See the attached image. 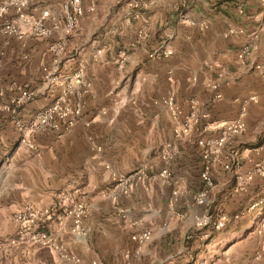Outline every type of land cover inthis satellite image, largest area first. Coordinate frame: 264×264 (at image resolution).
Returning <instances> with one entry per match:
<instances>
[{"label": "crops", "instance_id": "crops-1", "mask_svg": "<svg viewBox=\"0 0 264 264\" xmlns=\"http://www.w3.org/2000/svg\"><path fill=\"white\" fill-rule=\"evenodd\" d=\"M130 1L98 0L95 11L84 13L67 36L64 66L74 68L82 61L94 90L83 120L69 132L61 137L50 131L32 135L39 149L36 155L18 144L11 119L0 110V241L15 233L12 215L24 204L44 208L55 202L58 192L76 191L74 197L89 206L83 224L85 236L71 232L70 219L58 231L53 218L48 229L82 264H261L264 203L220 232L194 229L193 216L206 211L233 214L254 199L264 201V179H255L247 194L235 195L230 174L215 165L216 187L208 194L206 205L198 207L192 195L202 186V162L199 148L190 142L180 145L170 183L162 185L158 154L171 139L173 124L167 110L155 104L170 93L182 107L188 99H198L210 114L208 135L216 136L225 122L237 118L249 96H259L258 103L247 104L245 133L230 139L226 147L244 151V171L264 159V27L256 48L245 61L238 59L261 23L259 0H244L242 15L236 12L237 3L208 12L202 4L183 8L181 0H141L144 6L138 8L129 6ZM61 2L36 0L30 8L36 13L48 9L61 15ZM172 3L177 5L173 11ZM230 29L242 33L230 36ZM23 44L0 38V90L5 92L0 105L16 93L10 87L13 83L30 81L40 88L41 68L49 62V40L27 37ZM98 50L101 53L96 55ZM158 51L172 54L149 57ZM24 53L26 61L22 60ZM122 53L126 61L119 67ZM215 93L221 97L214 99ZM56 94L55 89L40 91L34 102L20 108L19 117L27 120ZM141 166L148 168L149 180L135 186L130 197L114 198L111 173L125 175ZM179 178L186 181V191L174 206L175 212L185 213L181 220L170 207ZM122 211H127V219L122 218ZM129 220L138 224L132 227ZM141 229L153 234L137 252L131 235ZM259 229L262 235L257 234ZM56 260L54 251L47 248L6 244L0 250V264Z\"/></svg>", "mask_w": 264, "mask_h": 264}, {"label": "built area", "instance_id": "built-area-1", "mask_svg": "<svg viewBox=\"0 0 264 264\" xmlns=\"http://www.w3.org/2000/svg\"><path fill=\"white\" fill-rule=\"evenodd\" d=\"M36 0H0V38L15 39L18 42H25L27 37L35 39L49 40L48 52L49 62L41 68V85L36 88L30 81L20 84H11V90H16L13 96L6 99L0 105V110L9 116L11 123L18 135V144L30 152L39 155V149L32 140V135L47 131L54 132L61 137L69 132L78 122L83 120V114L87 106V100L94 95L93 85L87 78L86 65L78 61L76 67L66 68V46L67 36L72 34L78 27V19L84 13H93L98 0H62L61 15L51 13L48 9H42L39 13L31 10V5ZM133 8L143 7L144 2L133 0L129 2ZM261 23L251 34L250 42L245 44L238 54L240 61L256 48L259 33L264 27V0H259ZM243 1H238L236 12L239 15L244 13ZM56 33H60L56 36ZM241 30L230 29L228 35L241 34ZM143 32L140 31V37ZM101 50L96 52L99 55ZM172 54L171 51H158L151 53L149 57ZM22 60H28V55L24 53ZM126 61L125 54H121L119 67H123ZM2 61L0 59V67ZM257 69L260 67L257 66ZM217 90V85L211 86ZM56 90L57 94L53 101L34 112L27 120L19 117V110L22 106L32 103L38 97L40 91L49 92ZM4 90H0V97H4ZM220 94L215 93L214 99H219ZM261 99L264 100V91ZM260 97L251 95L243 103L236 119L225 122L219 134L208 135L209 132V112L202 107L196 98H190L186 106L182 107L173 94L161 97L155 104L163 106L169 113L172 121V137L162 145L158 158L161 162V169L158 177L162 185L170 183L172 178L171 166L176 161L181 144L195 142L199 148L201 157L200 180L202 183L199 191L192 195L193 203L204 206L207 203L208 194L216 187L212 174V168L220 165L227 171L233 180L232 193L235 195H245L255 179H264V159L255 161L250 168L243 170V161L246 159L244 151L239 147H226L230 139L241 136L246 131L245 116L248 103H258ZM88 126L89 123L86 122ZM99 150V149H97ZM258 152V150H254ZM108 168V167H107ZM148 168L141 166L133 171L118 175L111 173V181L115 183L113 188L115 198L117 195L130 197L135 186L145 184L149 180ZM186 191V181L179 178L178 187L172 191L170 207L177 219H183L184 212H175L174 206L180 195ZM76 191H61L55 195V202L48 207L37 208L32 204H24L12 215V220L16 225L15 233L6 241H0V250L7 244L14 247L33 246L47 248L54 251L57 260L49 264H82L79 257L72 254L61 243L56 241L53 233L48 229V221L53 218L59 225L61 231L63 223L70 219L72 221L71 232L77 237H84L86 230L83 226L84 220L88 216L89 206L85 200L76 199ZM261 198L252 200L244 208L233 214L220 211L217 215L206 211L193 216V227L196 230L210 228L215 232H220L229 223L238 222L249 214H252L263 205ZM127 211H122V218L127 219ZM130 226H136L138 221L129 220ZM263 231L259 229L258 235ZM150 229H141L131 235V240L136 245V251L141 250L152 238ZM264 240V237H263ZM129 260V256H126ZM260 259L261 255L257 254ZM91 264H99L92 262ZM126 264H130L127 262ZM261 264H264L262 262Z\"/></svg>", "mask_w": 264, "mask_h": 264}, {"label": "rangeland", "instance_id": "rangeland-1", "mask_svg": "<svg viewBox=\"0 0 264 264\" xmlns=\"http://www.w3.org/2000/svg\"><path fill=\"white\" fill-rule=\"evenodd\" d=\"M202 1V2H201ZM238 1H244V0H181V5L183 8H191L196 5H201L209 12L211 9H214V7L220 8L221 6H226L232 3H238ZM203 3H205L203 5ZM177 7L175 3L171 4L172 11ZM159 150V148L156 147V152Z\"/></svg>", "mask_w": 264, "mask_h": 264}]
</instances>
